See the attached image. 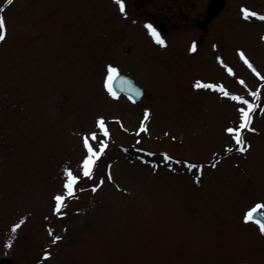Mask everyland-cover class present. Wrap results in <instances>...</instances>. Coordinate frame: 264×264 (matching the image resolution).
Listing matches in <instances>:
<instances>
[{
	"label": "rangeland",
	"instance_id": "obj_1",
	"mask_svg": "<svg viewBox=\"0 0 264 264\" xmlns=\"http://www.w3.org/2000/svg\"><path fill=\"white\" fill-rule=\"evenodd\" d=\"M122 2L0 0V264H264L245 223L264 205V80L239 55L264 77V0ZM108 66L143 98L110 95ZM231 96L258 105L244 152L227 129L247 105ZM92 133L107 147L89 179ZM66 170L79 183L56 213Z\"/></svg>",
	"mask_w": 264,
	"mask_h": 264
},
{
	"label": "snow or ice",
	"instance_id": "obj_2",
	"mask_svg": "<svg viewBox=\"0 0 264 264\" xmlns=\"http://www.w3.org/2000/svg\"><path fill=\"white\" fill-rule=\"evenodd\" d=\"M13 2H14V0H7V3L9 5H11ZM115 2L118 4V6L120 7V11L123 13L124 12V4H123L122 0H115ZM3 11H4V9L0 8V42H2L6 37V23H5L4 16L2 15ZM242 15H243V18L245 20H248L250 17L256 16L257 14L250 12L247 9H242ZM258 18L260 20H264V16H259ZM145 27L148 29L149 34L154 38V41L156 44L161 45V46H166L165 41L163 39H161L160 34L152 27V25L148 24V25H145ZM191 50L192 51L196 50L195 44L192 45ZM239 55H240V58L244 61V63L250 69H252L253 72L260 79L264 80V77H261L260 74L258 72H256L255 68L250 63V61H248V59L245 57L244 53L240 52ZM221 63H223V61H221ZM228 71L231 74V69H228ZM107 73H108V75H107V81H106V89L110 95H112L113 97H116V92L114 91L113 85L117 81V79L120 75L119 71L115 67L108 66ZM240 83L243 84L244 82L240 81ZM194 87L197 89H201V88L212 89L214 91H219V92L223 93L225 96H228L227 91H225V89L223 87L217 88L214 85L203 84L199 81H197L195 83ZM251 95L253 97L259 98L258 92H252ZM230 98L234 101H238L242 105H247V110L244 107L239 108L240 121L241 122L239 123L238 127L236 129H234V128H228L227 129V132L229 133V135H231L234 138L235 143L237 145H240L238 150L240 152H244L247 150V148L244 146L242 133L244 132V130L253 131V129H251V127H250L251 116L255 112L256 107H258V105L253 104V103H249L248 100L242 99L239 96H231ZM148 116H149V113L146 112L145 116H144V121L148 120ZM97 127L102 131V133L105 137L109 136V132L105 126V122L103 119H99L97 121ZM140 131L141 132L147 131V128H146L144 122H142V124H141ZM90 139L92 141H95L97 139V134L92 133L90 138L88 136H85L83 138V143H84V146L87 150V157L84 159L83 164H82V170H83L82 175H83V177H86L89 179H91L93 176V169L95 168L96 161L100 158L101 155H103L104 150L107 147V143L105 141H101L99 151H95L89 142ZM166 159H170V158L166 157ZM189 167L195 168L197 166L196 165H190ZM65 175L67 177L66 183L64 184V188L66 189V195H57L54 198L55 199V212L56 213L61 212V209L63 208L66 199L72 198L74 196L75 191H76V185L79 183V178L77 176H75L71 170H66ZM109 178L111 179V177H109ZM197 182H198V180H197ZM101 183H103V181H101ZM93 191H96V189L93 188ZM261 208H264V205H256L255 208H253L251 211L246 213L245 223L255 222L256 224L259 225L260 232L262 234H264V222H262L261 220L255 219V215L258 213V210ZM261 214L264 215V213H261ZM19 227H20V224H17L16 227H14L12 229V231L15 232L16 229ZM57 239H59V238L57 237Z\"/></svg>",
	"mask_w": 264,
	"mask_h": 264
},
{
	"label": "water",
	"instance_id": "obj_3",
	"mask_svg": "<svg viewBox=\"0 0 264 264\" xmlns=\"http://www.w3.org/2000/svg\"><path fill=\"white\" fill-rule=\"evenodd\" d=\"M119 77L114 83L113 88L116 92V96L121 93L128 94L132 99L139 100L144 94V88L139 85L130 75L119 72ZM261 210L255 215L256 220L264 222V215L261 214Z\"/></svg>",
	"mask_w": 264,
	"mask_h": 264
},
{
	"label": "flooded vegetation",
	"instance_id": "obj_4",
	"mask_svg": "<svg viewBox=\"0 0 264 264\" xmlns=\"http://www.w3.org/2000/svg\"><path fill=\"white\" fill-rule=\"evenodd\" d=\"M156 21H157V22H156V23H157V26L160 28L162 23H160L159 20H157V19H156ZM164 22H165V21H164ZM196 26L199 27V29H198V33H199V32H202V33L205 32V27H204V23H203V22L198 21L197 24H196ZM162 29H163V28H162Z\"/></svg>",
	"mask_w": 264,
	"mask_h": 264
}]
</instances>
